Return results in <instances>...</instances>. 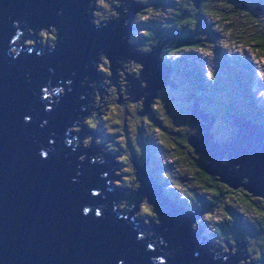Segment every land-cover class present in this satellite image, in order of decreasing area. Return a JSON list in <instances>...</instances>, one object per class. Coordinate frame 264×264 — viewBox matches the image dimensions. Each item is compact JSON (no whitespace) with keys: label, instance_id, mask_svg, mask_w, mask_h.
I'll list each match as a JSON object with an SVG mask.
<instances>
[{"label":"water","instance_id":"95a60500","mask_svg":"<svg viewBox=\"0 0 264 264\" xmlns=\"http://www.w3.org/2000/svg\"><path fill=\"white\" fill-rule=\"evenodd\" d=\"M93 1L0 0V264H234L237 255L216 254L190 224L188 218H195L190 208L183 214L141 168L136 176L159 222L147 227L112 215L110 199L128 200L127 189L110 187V163L91 159L69 135L88 101L96 54L105 55L112 81L120 62L140 65L123 94L145 99V112L150 92L167 82L156 57L161 46L142 54L126 43L133 31L129 23L142 7L133 11L134 4L127 3L126 29L115 20L93 27L88 21ZM45 25L55 29L51 49L34 42L35 29ZM17 37L19 44L11 46ZM24 38L34 46L23 50ZM189 117L199 135L187 136L186 143L208 162L205 172L232 189L244 184L243 190L264 203V128L227 114L235 135L217 142L209 135L213 117L194 102ZM219 157L226 164H216Z\"/></svg>","mask_w":264,"mask_h":264},{"label":"trees","instance_id":"16d2710c","mask_svg":"<svg viewBox=\"0 0 264 264\" xmlns=\"http://www.w3.org/2000/svg\"><path fill=\"white\" fill-rule=\"evenodd\" d=\"M121 1L126 0H94L93 4L97 3L99 5L98 8L104 11L106 15L113 16L115 17V19H117V13H119L117 5ZM149 1L151 0H143L139 4L142 5ZM153 1H155L157 4H164L166 0ZM175 1V6H178L177 8H175L171 15H168V18L165 21H163L160 17H157V19L152 22L156 31L155 36L148 37L146 34V27L148 26L147 23L152 19L141 20L138 19L137 16H135L132 22L133 35L135 36L133 45H138L137 47L143 50L145 53L149 52L151 50L150 47L155 44L158 36L160 37L162 35L161 30L167 32L168 34L160 39V43H162L163 45L161 57L166 63H170L169 60L165 59L166 56H164V54L171 55L177 52H181L180 57H177L175 59L184 62L183 71L190 73L189 77L184 72H182L184 78L188 81L186 85H189L192 90L191 100L197 101V104L203 114H208L211 117L216 116L220 118L221 112L224 114L232 112L236 115H240L253 120L258 119L264 122V106L257 102L248 83L249 74L252 70L251 67L246 68V70L241 74H237L232 67H229V69H224L223 75H230L231 77H233V80L229 82L230 86L228 84L226 85V83L224 82L226 80L224 78L219 79L218 76L214 73L211 74V79L208 78V83L203 84L201 82L202 75L198 72V66L195 64L190 65L189 62L192 60L188 59L185 56L186 54L193 55L194 52L192 50L197 47L205 50L207 42L209 41V39L207 41L198 40L197 35L191 33L193 31L196 32L195 28L197 20H201L200 27L205 31L204 36L206 38H210L213 36L212 30L206 27L209 25L203 20L205 11H214L213 20L210 21L215 22L220 30V36L222 37L223 41H220L219 43L222 48L229 49V46L234 45L235 42L239 40V38H244L243 40H241V44L247 45V43H251L255 46H259L260 49H263L264 39L259 40L260 38L258 34L260 33L262 24L264 23V0H243L242 2H238L236 0H218L220 4L214 6H212L214 3H211L210 6L204 5L203 0L199 1L197 5L194 4L193 0ZM252 5L255 7H263L260 10L263 12V15L261 17L256 16L259 11L254 10L252 8ZM142 10L143 9L138 10L136 14L140 15L143 13L145 14V17H152L150 14L141 12ZM245 23H248V27ZM138 28L143 31V34L137 35ZM36 31L37 30H35L33 37L37 36L38 33ZM150 37H155V40L151 42ZM234 38H236V41L234 40ZM41 45H45L43 41H41ZM98 54L99 55L97 56V58H101L100 60L97 59L95 63L96 75H89L88 79V87L91 90L87 92L88 101H85L86 105H92V102L90 101L99 98L96 91L94 90V83H96V80L99 78L98 75H101L103 71L110 75L108 68L106 71L102 69L105 68L101 66L102 63H107L103 58V54ZM138 69V66L135 67L132 70V73H137ZM231 69L234 70L233 73L231 72ZM218 82H221L223 86L219 87ZM121 89L123 91V87ZM111 90L114 93L115 88L112 85L107 89V93L109 96L104 97V102L107 109L113 108L115 111L116 109L120 110L117 117L124 118L128 117V115L131 117H137V113L134 112V104H127L125 106L127 110L124 111L116 102V96L118 97V93L115 90L116 95H112ZM99 91L103 92L101 88H99ZM228 92L229 98L224 100ZM178 96L182 97V101L184 102L185 107H187L185 93H176L175 97ZM165 103L167 105V102ZM85 104L83 107H86ZM152 105H154L153 110L151 109ZM158 105L161 106V104L156 99H154L152 103L149 104L148 110L144 114V116H142L140 122L144 123V128H146V125L153 126L155 128V131L160 133V141H162L163 138L168 141V137L170 136L171 140L168 141L170 143V148L165 149L169 152L170 155L173 152L175 160H168L170 166L169 168L167 167V163L166 168L164 167L158 169L155 176H153L154 179L158 180V177H160L162 180L168 181L170 185H172V188L177 191L179 195H175L176 199L179 200L176 203L175 201L170 199L172 201V204L180 211H182L183 214L188 213V207L191 208V210L194 211L195 215H199V218L196 217V220H194L195 223L199 221L209 222L212 225V230L208 233V235L212 238L221 236L223 238L225 237L229 244L226 245L229 252L236 249L238 242L228 234V229H230L232 224L237 223V225L240 226V239L243 242L247 239L246 236H242L244 230L247 232V230L255 229L257 231V234H255V238L251 240L247 239L249 243L246 245V253L250 254L253 260H260V263L256 262V264H264V203L262 197L259 196L262 201L253 200L251 193L245 190H236L235 188V191H232L225 184H222L221 181L218 180L219 177L217 175L206 173L204 169V157L199 153H196V150H194L186 143L184 130H181L180 127H178L177 129L167 125V120L165 119L166 114L164 113L163 108H160L158 110L156 109L159 107ZM128 109H131L132 112ZM158 111L164 117H161ZM154 115H158L156 117H159V123L156 121ZM84 120L82 119V121ZM88 125L90 127L100 126L99 122L97 126H95L94 124L92 125L91 121H88ZM262 125L264 126V123H262ZM165 126L173 132L169 133L168 130H165V132H163V127ZM105 128L109 130L108 138H111H109V141H107V145L110 147L108 149L109 152L120 154V161L122 163L124 161L128 162V160H130L129 152L138 150L139 143L137 141L140 140H138L136 131L141 128L140 124H137L136 121L134 124L128 123L126 128L123 130L117 126H107ZM148 135L151 136V134ZM197 135H199L198 131ZM209 135H211V131H209ZM100 139H104V136L101 135ZM227 140L228 137H225V141L220 142H226ZM95 141L99 143L101 142V140L99 139H95ZM151 142L152 141H150L149 144ZM174 145L178 146V150L175 152L174 150L176 149V147ZM183 149H185L184 154L182 153ZM163 155L166 156L165 152ZM149 158L151 159L150 162H152L153 170L155 171L157 165L152 157ZM223 162L224 160H221L218 165H222ZM142 163H144V161ZM142 163H138L137 165L144 168V166H141ZM176 176H180V178H182L183 180H180V178L177 179ZM161 189L164 195H166L167 197L173 196L172 194H168L166 192L165 187H161ZM125 201L127 204H129V206L134 205V203L136 202L131 196H129L128 200ZM232 207L234 209H232ZM153 209L150 205H148V208L146 207V210L149 211H145L144 213H147L148 215L149 213L154 215L155 213H157V211H152ZM137 216L140 219L143 218V214L140 212L137 213ZM155 216L159 217V214L157 213V215ZM245 220L250 224H244ZM193 223L192 227H194ZM249 237L250 236H248V238ZM219 245L221 246L220 243ZM253 245H255V248L253 247ZM213 246L215 248H218L219 250V246ZM233 246H235V248ZM240 250L241 252H243L242 248ZM240 261L242 260L240 259Z\"/></svg>","mask_w":264,"mask_h":264},{"label":"rangeland","instance_id":"374dc122","mask_svg":"<svg viewBox=\"0 0 264 264\" xmlns=\"http://www.w3.org/2000/svg\"><path fill=\"white\" fill-rule=\"evenodd\" d=\"M127 1V0H126ZM126 1H121L123 3V5L127 6V3L131 2V3H135V4H139L140 2H142L143 0H128ZM201 0H197V2H199ZM94 2V1H93ZM119 2V4L121 3ZM194 2V1H193ZM196 0L194 3H197ZM119 4L117 5V7H122L123 5L119 6ZM174 5V0H166L164 2V4H160L159 5V13L158 14H154L152 12H150L149 14L152 17H147V19H152L150 20V22L147 23V36H155L156 35V31H155V27L153 26L152 22L155 21L157 19V17H160L162 20H166L168 18L170 9L172 8V6ZM178 6V5H177ZM176 6V8H177ZM99 5L97 3L93 4V8H91L88 10V21L89 23H95L97 24V26L94 27H101L102 25H104L105 23H107L110 20H115L113 17L108 16L105 14L104 11H102L101 9L98 8ZM264 7V6H263ZM261 10V9H260ZM258 10V14H256V16L261 17L263 15V12ZM154 11V9H153ZM117 12V11H116ZM118 14V18H120L119 13ZM14 24L15 22L12 21ZM119 22V21H118ZM120 24L123 25L122 22H119ZM246 26L248 27V23H245ZM124 26V25H123ZM196 26H198V20L196 21ZM37 29V28H36ZM35 29V30H36ZM40 29H38L39 31ZM56 33H55V29L52 27L49 30H43L41 32H38L37 34V38L36 40H42L43 43L45 45H41L38 46L39 48H44V49H51L56 41ZM259 36V40H263L264 39V23L262 24V28L260 33L258 34ZM244 38L240 39L238 41H236V38H234L235 42V49H233L232 53L234 56H232L233 58V62L231 64V67L233 69L236 70V72L238 74L243 73L246 68L248 67H256L258 69H252L250 74H249V80L248 83L250 86H252V90L254 91V94L256 95V97L259 99V102L264 106V48L260 49L259 46H255L254 44L251 43H247V45H243L241 44V40H243ZM155 40V37L151 38L150 37V41L153 42ZM128 41H131L133 43V41H135L134 39H132V37L130 38V35L127 33L126 34V43ZM24 43L27 44H32V41L28 40V41H24ZM33 47V46H32ZM13 51V50H12ZM155 51V50H154ZM197 54H186L185 56L189 59H191L192 61L189 62V64H195L198 66V72L202 75L201 77V82L203 84H207L208 83V78H210L211 74H216L218 76V78H224L226 81H224L226 83V85L229 84V82H231L233 80V77H231L230 75H223V71L224 69H227L226 66H221L218 67V65L221 63V60L218 59L219 53L215 54L212 52L211 49H205L202 51H196ZM148 54V53H146ZM151 55L155 56L154 53H152ZM159 55H162L161 53H159ZM101 57H98L97 59L100 60ZM104 60L107 62V60L105 59V56L103 57ZM123 63L122 67L117 68L115 70V74H116V80L115 82H112L109 80V74L105 73L103 71V73H101V75H98L99 78L96 80V83H94V90L96 91L97 95L99 96V98L97 99H93L92 105H86V107L82 108V111L80 113V115L70 124L71 127H73L71 129V133L72 134H77V132L79 130L84 131V133L87 135V139L83 140L82 145H80V147L82 149H87L90 148L91 146L96 147V149L102 153V152H107L108 154H110L111 156H108L107 154H97V153H91V155H87L89 156L91 159L96 160V161H107L110 163V168H109V172L110 174H112V177H109L107 179V183L109 184L111 183H115L116 185V189L118 188H125L128 190V192H133L136 194H139L137 187L138 184L135 182V166L136 164H140L144 161V163L141 164V166H144L146 173L152 176H155L156 172L158 171V169L160 168H166L167 163H168V168L169 166V161H174L175 157L173 156V152L171 153V155L169 154V152L165 149V148H170L169 147V142L170 136L168 137V141L166 139L163 138L162 141H160L159 139V134L157 131H155V128L153 126L150 125H146V128H144V123L140 122L142 116H144V114L147 112H145L144 108H145V102L146 100L142 99V97L138 100H133L131 99H125L126 97H117L116 96V102L119 103V99L122 100L123 104L119 105L124 111H126L127 109L125 108V106L127 104L131 105L134 104L135 106V110L134 112L137 113V117L136 116H129L128 117H117L120 110L116 109V111L113 108H108L105 106V102H104V97H108V93H107V89L112 85L116 92L118 94H122V85L124 83H127L126 79L128 78L129 75H133L132 70L136 67V65L130 61H123L120 62L119 65ZM223 63H226L225 61ZM218 64V65H217ZM203 65V66H202ZM103 70H107L108 64L106 63H102L101 65ZM186 66V65H185ZM184 68V63H182L181 61L174 59L172 60V67L171 69H169L168 72V78H167V82L166 85L163 87H160L161 90H159V92H162V95H160V93L158 92V90H153L150 92V97L148 100V104H151L152 101L154 99H156L160 104L158 105L159 107L156 108L157 110L160 108H163L164 113L166 114L165 119L167 120V125L172 126L174 128L180 127L181 130H184L185 133V138H187V136L193 135V136H197V128L195 125H193L189 119V110L187 109V107H185L184 102L182 101V97L176 96V93H185L186 95V105L188 106L189 102L192 101L191 100V88L189 85H186V83H188V81L184 78L182 72H184L186 75H188L190 77V73L189 72H185L183 71ZM187 69V68H186ZM92 72V70L90 69V73ZM231 72L233 73L234 70L231 69ZM94 75H96L95 71H94ZM211 79V78H210ZM101 82L100 87L103 92L99 91V88L95 87V84ZM66 84V82H65ZM219 87H222V83L218 82ZM254 86V87H253ZM261 87V88H260ZM229 88V87H228ZM254 88V89H253ZM159 89V88H158ZM114 90H111V94L112 95H116V92ZM225 91V89H224ZM62 93V87H58L57 88V94H61ZM226 93V91H225ZM228 94L226 98H224V100L228 99ZM47 97H49V95H46ZM167 102V105L166 103ZM147 104V106H148ZM166 105V106H163ZM84 106V104H83ZM149 107V106H148ZM167 108V110H166ZM151 109H154V105L151 106ZM169 109V110H168ZM118 110V111H117ZM129 111L131 109H128ZM132 112V110H131ZM159 113V111H158ZM160 114V113H159ZM227 114H231V115H236L235 113H220V118L214 116V121L212 123V125L209 128V131L212 132V135L215 137L216 140H222L225 141V135L224 132L229 135L228 140H230L234 135H235V127L234 125L227 119ZM168 115V116H167ZM158 115H154L156 121L159 123V117H156ZM161 117H164L163 115L160 114ZM169 117V119H168ZM236 117L240 118L241 117L239 115H236ZM82 119L84 121H82ZM137 124H140L141 128L138 129V131H136L137 133V137L138 140L137 141L139 143L138 146V150L137 151H132L129 152V158L130 160H128V162L124 161L123 163L120 161V154L117 153H112L109 152V146L107 145V141H109V134H108V129L105 128L107 126L110 127H119L120 129H125L128 123H132L134 124L135 121ZM88 121H91L92 125L94 124L95 126H97L98 122L100 126L97 127H90L88 125ZM105 126V127H104ZM139 127V126H138ZM96 128V129H95ZM129 128V125H128ZM264 128V126H263ZM163 132H165V130H168L169 133H172L173 131L169 130V128L163 127ZM228 130H230V133H228ZM140 134V136H139ZM148 134H151L148 135ZM103 135L104 139H100V136ZM95 139H99L101 140V142H97L95 141ZM111 139V138H110ZM152 141L150 144L149 142ZM176 147V149L174 150L177 151L178 150V146L174 145ZM157 151V152H156ZM166 154V156H164L163 154ZM196 152V151H195ZM182 153H185V149L182 150ZM198 153V152H196ZM162 155V156H161ZM152 157V159L154 160V162L156 163L157 167L155 169V171L153 170V165L152 162H150V158ZM112 158V159H111ZM205 160V159H204ZM224 160L223 157H219L218 158V162L217 164L221 161ZM206 160H205V168H206ZM135 165V166H134ZM177 179L180 178V176H176ZM125 178V179H124ZM160 179V180H159ZM180 180H183L182 178H180ZM156 182L158 183V185L160 187H166V192L168 194H172L173 196H169L173 201L178 202L179 200L176 199L175 195H178V192L175 191L172 188V185H170V183L168 181H164L162 180L160 177H158V180H156ZM239 185V184H238ZM226 186L231 189L232 191H235V189L231 188L230 186H228L226 184ZM239 189H242V186L240 185L238 187ZM255 197V198H253ZM179 198V197H178ZM252 199L256 200V201H262L261 198H259V196H253L252 195ZM110 203H111V211H112V215H114V212H118L116 214V216L121 215V209H127V206H125V200L123 199H110ZM148 205H150L152 207V209L154 208L153 205L150 203V201L146 198L144 199L142 202L141 200L137 201V207L135 209V213L133 215V219L134 220H140L138 219L139 217L137 216V213L140 212L143 214V218H141V220L143 221L144 225L149 226L150 223H158V217L155 216L157 215V213L150 214L149 215L147 213H144L145 211H149L146 210V207L148 208ZM134 207V206H133ZM155 208L152 210L154 211ZM194 214L193 212H190ZM129 217V216H127ZM129 218H127L128 220ZM132 221V219L130 218V222ZM247 223V222H246ZM248 224V223H247ZM193 226L195 227V229H198L200 226L201 229L199 228L198 233H203L206 235L207 240L209 241L210 246L212 244L217 245V247L219 246V252H224L227 251L225 253H228L229 251L227 250L226 245H229L227 243V239L224 237H214V240L210 239V237H208V228L207 226H205L202 222H197V223H193ZM237 233L234 234V238L236 241H240V231H236ZM252 235H249L250 237L248 238V235L246 234V232L243 233V237L246 236L247 239H254L255 238V234H257L256 230L254 231H250ZM241 236V237H242ZM245 240L244 243L248 244V240ZM221 244V246L219 245V243ZM235 248V246H233ZM253 247L255 248V245H253ZM230 253L237 255L238 257V262H240L239 264H251V259H250V254H242L240 251V247H236V249L232 250ZM152 258V257H151ZM240 259L242 261H240ZM153 260L156 262L157 259L153 258ZM235 263V262H234Z\"/></svg>","mask_w":264,"mask_h":264},{"label":"clouds","instance_id":"9594fccd","mask_svg":"<svg viewBox=\"0 0 264 264\" xmlns=\"http://www.w3.org/2000/svg\"><path fill=\"white\" fill-rule=\"evenodd\" d=\"M128 1V0H127ZM126 1V2H127ZM236 1H238V2H242L243 0H236ZM154 3H156L155 1H153V0H151V1H149V2H146L145 4H142L140 7H142V11L141 12H144V13H146V14H149L150 12H152L153 13V9H154ZM135 4V3H134ZM175 4H176V1L174 0V5L172 6V8L170 9V12H169V15H171L172 14V12L175 10V8H176V6H175ZM121 5H123V3L121 2L120 4H119V6H121ZM117 8H119V7H117ZM252 8L254 9V10H260V9H262L263 7H255V6H253L252 5ZM114 9H116V8H114ZM135 16H137V18L138 19H141V20H148L147 19V17H145V14H140V15H137V14H135ZM111 17H113V16H111ZM145 17V18H144ZM114 19H115V17H113ZM135 18V17H134ZM117 21H119V22H122L123 23V25H124V27H125V29H126V22L125 21H123L122 19H119L118 17H117V19H116ZM163 21H165V20H163ZM132 22H133V19L131 20V22L129 23V28H130V25L132 24ZM208 28H210L211 30H212V32H213V36L212 37H210V38H206L205 36H204V33H205V31L200 27V25H198V26H196V32H191V33H193L194 35H197V37H198V40H201V41H207L208 39H209V41L207 42V46H206V49H211L212 50V52L213 53H215V54H217V53H219V56H218V59L219 60H221V63L218 65V67H221V66H226L227 67V69H229V67H231V64H232V62H233V58H232V56H234L233 55V49H235L236 47H235V45H230L229 46V49H225V48H222L221 46H220V41H223V39H222V37L220 36V30H219V28L217 27V24L215 23V22H210L209 23V26H207ZM131 37H132V39H134V35H133V31L130 29L128 32H127ZM138 34H143V31L141 30V29H139L138 28V32H137V35ZM136 35V36H137ZM133 44V43H132ZM218 44V45H217ZM249 44V43H248ZM243 45H245V44H243ZM134 46V48H132L131 49V51H133V52H135V53H142V54H146V53H148V52H144L143 50H141V49H139L137 46L138 45H133ZM150 49H151V47H150ZM193 52H194V54H197L196 53V51H202V48H199V47H197V48H195V49H193L192 50ZM180 54H181V52H177V53H175V54H169V55H164V56H166L165 57V59L166 60H169V62L170 63H166L165 61H164V59L161 57V62L164 64V66H165V69H166V72H167V75H168V72H169V69H171V67H172V60H174L175 58H177V57H180ZM99 54H96L95 56H94V58L92 59V65H93V68H94V71H95V63H96V61H97V56H98ZM105 55H103V57H104ZM157 57V56H156ZM105 59H106V57H105ZM189 59V58H188ZM226 62V63H223V62ZM182 62V61H181ZM182 63H184V62H182ZM135 65H136V67L138 66L139 68H140V65L139 64H136V63H134ZM122 65H123V63H121L120 65L118 64V67L117 68H120V67H122ZM108 68V70H109V67H107ZM252 69L254 68V69H258V68H256V67H254V66H252L251 67ZM116 70V69H115ZM115 70H113L114 71V75H115V80H116V74H115ZM235 70V69H234ZM236 71V70H235ZM109 72H110V70H109ZM237 73V72H236ZM238 74V73H237ZM134 75V74H133ZM210 77H211V75H210ZM167 78H168V76H167ZM109 80H110V75H109ZM115 80L114 81H112V80H110V81H112V82H115ZM126 81H127V83H124L123 85H122V87H123V91H122V94H118V97H121V96H123V97H125L124 96V89H125V86H127L128 85V79H126ZM100 84H101V82H100ZM88 85V84H87ZM166 85V83L163 85V86H165ZM162 86V87H163ZM95 87H96V85H95ZM100 87V86H99ZM254 87V86H253ZM261 88V87H260ZM250 89H251V91L253 92V95H254V97L256 98V100H257V102L258 103H260L259 102V99L256 97V95L254 94V91L252 90V86H250ZM254 89V88H253ZM156 90H158V92H159V90H161V88H159V89H156ZM160 93V95H162V92H159ZM195 103L197 106H198V104H197V101L196 100H192V101H190L189 102V104H188V106H187V109L189 110V112H190V106H191V103ZM85 104V103H84ZM261 104V103H260ZM198 109L200 110V112H201V109L199 108V106H198ZM147 110H148V108H147ZM202 113V112H201ZM240 116V115H239ZM241 117V119H245V120H249V121H251V122H257V123H259L262 127H263V125H262V123H264L263 121H261V120H258V119H256V120H253V119H250V118H246V117H243V116H240ZM214 118V117H213ZM189 119H190V117H189ZM212 125V124H211ZM211 135H212V132H211ZM212 139L214 140V141H217V142H220V141H222V140H216L215 139V137L212 135ZM231 140V139H230ZM230 140H227L226 142H229ZM97 153V152H96ZM95 154V153H94ZM98 155L99 154H108V153H106V152H102V153H97ZM205 159V158H204ZM215 160H216V164H217V162H218V158H215ZM207 164H208V162H206V166H207ZM224 164H226V159L224 158V162L222 163V165H224ZM204 169H205V167H204ZM222 184H225V183H223V182H221ZM226 185V184H225ZM161 188V187H160ZM165 189H166V187H165ZM169 197V196H168ZM170 198V197H169ZM171 199V198H170ZM242 208V207H241ZM232 209H234L233 207H232ZM243 209V208H242ZM190 212H193V210H191V208H190ZM193 217H195V218H193V220H196V217H198L199 218V215H195V214H193V213H190ZM242 216V215H241ZM231 217V216H230ZM159 218V217H158ZM231 220V219H230ZM194 222V221H193ZM247 221L245 220L244 221V224L246 223ZM205 226H207V228H208V232H207V234L209 233V232H211V230H212V225L209 223V222H207V221H204V222H202ZM221 223V222H220ZM248 224H250L249 222H247ZM246 223V224H247ZM194 230H196V229H194ZM255 229H251V230H247V232L244 230V232H246V234L249 236V235H252L251 234V232L250 231H254ZM236 231H240V226L239 225H237V223H235V224H232L231 225V227H230V229H228V234L229 235H231L233 238H234V234L235 233H237ZM198 234H202L205 238H206V235L205 234H203V233H198ZM208 237H210L209 238V240L210 239H212V240H214V237L212 238L211 236H209L208 235ZM207 239V238H206ZM235 239V238H234ZM228 243V242H227ZM214 244H212V247H214L213 246ZM234 245V244H233ZM238 245H239V247H241V246H243L244 245V242L240 239V241H238L237 242V247H238ZM215 248V247H214ZM218 249V248H217ZM250 259H251V264H256V262H259L260 263V260H253V258L250 256ZM235 263H237V264H239V262L238 261H235Z\"/></svg>","mask_w":264,"mask_h":264},{"label":"bare ground","instance_id":"6f19581e","mask_svg":"<svg viewBox=\"0 0 264 264\" xmlns=\"http://www.w3.org/2000/svg\"><path fill=\"white\" fill-rule=\"evenodd\" d=\"M92 1H93V0H90L89 3H91ZM125 6H126V5H125ZM140 6H141V4H134V5H133V11H134V10H138V9L140 8ZM123 7H124V6L118 8L119 16H120V18H121L123 21H125V22L127 23L126 15H127V13H129L128 15H130V9H129L128 6H126L125 11H123V10H122ZM127 17H128V16H127ZM90 24H91L93 27H94V26H97V24H95L94 22H93V23H90ZM52 27H53V26H51V25L39 26V27H37L36 30H37V31H38V29H40V30H47V29H50V28H52ZM53 28H54V27H53ZM40 30H39V31H40ZM37 31H36V32H37ZM157 58H159V59L161 60L160 55L157 56ZM202 66H203V65H202ZM65 88H66V89L69 88V82H68V81H66ZM88 91H90V89H88ZM45 98H48V97H45ZM72 128H73V127H71V126L68 127L69 135L73 138V140H74L75 143L78 145V147H79V148H80V149H81L86 155H91L92 151L94 150V147L91 146L90 148L82 149V148L80 147L81 140H82V136H73L72 133H71V129H72ZM78 160H82V156H78ZM138 167H139V166H138ZM136 168H137V167H136ZM136 168H135V169H136ZM109 177H112V174L108 173V175H107V179H108ZM141 180H142V179H141L140 177H137L136 174H135V182L138 184L137 190H138L139 194H136V193H133V192H128V190H127V192H128V197H129V196L133 197L134 200L136 201V203H137L138 200L143 201L144 199L147 198V196L145 195L144 191L142 190V188H141L140 185H139V182H140ZM240 185L243 186L244 184L239 183V185H237V186L235 187V189H236V190L239 189L238 187H239ZM113 186H114V188L116 187L115 183H114ZM115 189H116V188H115ZM118 189H120V188H118ZM117 218H118V219H122V220H126V221H128L127 218L124 217L123 215H119V216H117ZM188 219H189V221H190V224L192 225V223H193V221H194L193 218H192V217H189ZM196 230H199V229H196ZM241 248H242V247H240V249H241ZM240 251H241V250H240Z\"/></svg>","mask_w":264,"mask_h":264},{"label":"flooded vegetation","instance_id":"af4514ba","mask_svg":"<svg viewBox=\"0 0 264 264\" xmlns=\"http://www.w3.org/2000/svg\"><path fill=\"white\" fill-rule=\"evenodd\" d=\"M194 2H195V0H193ZM196 2H197V0H196ZM198 3V2H197ZM197 3H194L195 5H197ZM211 3H214L212 6H214V5H219L220 4V2L218 1V0H203V4L204 5H206V6H210L211 5ZM124 7L122 8V10L123 11H125V9H126V6L125 5H123ZM213 14H214V11H205L204 12V15H203V20L205 21V23H207L208 25H209V23L211 22L210 20H213ZM200 23H201V20H198V25H200ZM207 27V26H206ZM41 31H43V30H40V31H37V33L38 32H41ZM161 32H162V35L159 37L158 36V38H157V40H156V42L155 43H157L158 45H162V43H160V39L163 37V36H165V35H167L168 33L167 32H165V31H162L161 30ZM36 33V34H37ZM162 47H163V45H162ZM160 58H161V56H160ZM91 90V89H90ZM228 133H230V130H228ZM73 136H82V140H81V144L80 145H82V142H83V140H85V139H87V135L84 133V131L82 130V128H81V130H79L78 132H77V134H72ZM224 135H225V137H229V135H227L225 132H224ZM109 156H111L110 154H109ZM112 159V158H111ZM135 177V176H134ZM135 179V178H134ZM241 190V189H240ZM201 227L202 226H200L199 228L201 229ZM198 228V229H199ZM246 245L247 244H245L244 243V245H243V247H242V249H243V252H241L243 255L244 254H246Z\"/></svg>","mask_w":264,"mask_h":264},{"label":"built area","instance_id":"2783aa9c","mask_svg":"<svg viewBox=\"0 0 264 264\" xmlns=\"http://www.w3.org/2000/svg\"><path fill=\"white\" fill-rule=\"evenodd\" d=\"M159 9H160V8L155 9V12L153 11V13H154V14H158V13H159Z\"/></svg>","mask_w":264,"mask_h":264}]
</instances>
